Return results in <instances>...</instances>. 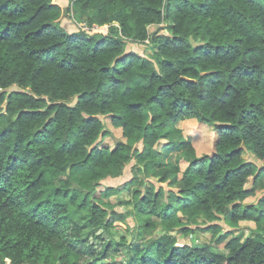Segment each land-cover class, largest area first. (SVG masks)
Segmentation results:
<instances>
[{
    "label": "trees",
    "instance_id": "obj_1",
    "mask_svg": "<svg viewBox=\"0 0 264 264\" xmlns=\"http://www.w3.org/2000/svg\"><path fill=\"white\" fill-rule=\"evenodd\" d=\"M189 118L215 126L210 155L182 137ZM263 173L264 0H0V264H264V195L245 203ZM115 222L131 242L102 239Z\"/></svg>",
    "mask_w": 264,
    "mask_h": 264
},
{
    "label": "rangeland",
    "instance_id": "obj_2",
    "mask_svg": "<svg viewBox=\"0 0 264 264\" xmlns=\"http://www.w3.org/2000/svg\"><path fill=\"white\" fill-rule=\"evenodd\" d=\"M58 2H60L62 5L66 6L67 4H69L70 0H57ZM63 24H66V26L69 28V30L74 31L76 29H78L79 27H82V25L80 26L79 24H77L72 17H67V18H63L62 20ZM165 24H161L160 27H164ZM85 29V26L83 27ZM155 29H157V27H151L149 30L150 32L154 31ZM94 31H105L106 28L102 27V28H95L93 29ZM161 33H168L167 29H162L160 31ZM131 49H135L137 51H139L141 54H146L149 55L151 53V50L143 45V44H139V43H129L127 46V50H131ZM13 89H15V87H13ZM106 128L109 129L110 131V135L106 136L101 145H103L104 143H107L108 145H112V142L116 139H121V130L119 128H114L111 124H110V119L109 117H105L104 119ZM197 121V120H196ZM198 122V121H197ZM186 131V135L189 138L196 154L198 155H210L213 150H214V144L217 138V132L215 129L214 125H210V124H206V123H195L192 126H189ZM166 142V141H161L158 142V144L156 145V148L159 149L162 144ZM173 153V151H172ZM174 155V153H173ZM242 157L246 160H253L257 163L260 164L261 166V162L251 153L249 152H244L242 153ZM166 159V157H165ZM133 162H130L128 165L125 166V169L122 173V176H120L117 179H107L105 181H103V184H100L98 186L99 191H101L103 189V185H119L121 184L123 181H125L126 179L131 177V165ZM263 166V164H262ZM253 178L250 177L247 179L246 182V186L250 187L252 184ZM154 182V180H152ZM259 187L257 188L256 194L254 196H249L245 199V203H252L255 202L259 197H261L262 195H264V173L261 175L260 180H259ZM155 187L157 188L159 185V183L154 182ZM162 186L167 189V186H165V184L163 183ZM122 189V188H121ZM130 196V192L124 190L121 192L120 195L116 196L113 195L109 198V201L114 205V209L117 211H120L122 208V204H121V200L128 198ZM127 223L130 226H134L133 225V221L131 219V217L127 218ZM217 223H220L226 230L229 229L223 221H219ZM252 223V222H251ZM115 227L110 229V231H103L102 232V239L104 241H112V242H118L120 237H125L126 242H131L133 237L130 234L127 225L125 223H121V222H115L114 223ZM252 226L254 225V223L251 224ZM241 228L243 229V234L247 235L251 232L252 228H249L248 225H243L241 226ZM160 231V226L157 228V230L155 231V233L159 234ZM176 238H177V245H183V244H190V243H195V244H200L203 242H207L209 241L210 238V233L204 230H197V232L195 233V240L192 239L193 235L189 234V235H184L182 234L181 231H179L178 229L174 230L172 232ZM88 240L91 244L95 245L96 247H98L99 245H101L102 240L101 239H96L94 238L92 235L88 236ZM126 248V247H123ZM122 250V249H121ZM218 252H227L225 249L223 248H218L217 250ZM126 255L121 253L120 255H118L116 257V260H121L122 262L126 261ZM106 263H110V261H107Z\"/></svg>",
    "mask_w": 264,
    "mask_h": 264
},
{
    "label": "crops",
    "instance_id": "obj_3",
    "mask_svg": "<svg viewBox=\"0 0 264 264\" xmlns=\"http://www.w3.org/2000/svg\"><path fill=\"white\" fill-rule=\"evenodd\" d=\"M195 123H198L195 118H189V119L180 120L177 123L176 126L181 130L182 137L185 138V139H187V135H186V131L185 130H187L189 126H192ZM113 142H112V145H113ZM104 144L105 145H108L107 143H104ZM108 146H110V145H108ZM172 151L173 150L165 151L166 155L164 156V158L166 157V159H165L166 161L174 162L177 159V152L176 151H173V153H174V155H173ZM178 164H179L180 170H184V168L187 165V162L184 159H179L178 160ZM251 222L252 221H246V220L239 221V226L248 225L249 228H252L253 229L255 227V225L252 226L251 224L253 222L252 223Z\"/></svg>",
    "mask_w": 264,
    "mask_h": 264
},
{
    "label": "built area",
    "instance_id": "obj_4",
    "mask_svg": "<svg viewBox=\"0 0 264 264\" xmlns=\"http://www.w3.org/2000/svg\"><path fill=\"white\" fill-rule=\"evenodd\" d=\"M95 28H97V27H93L92 30L95 29ZM85 29H86V30H89V28L86 27V26H85ZM5 264H11V263H10V260L7 259V258H5Z\"/></svg>",
    "mask_w": 264,
    "mask_h": 264
},
{
    "label": "water",
    "instance_id": "obj_5",
    "mask_svg": "<svg viewBox=\"0 0 264 264\" xmlns=\"http://www.w3.org/2000/svg\"><path fill=\"white\" fill-rule=\"evenodd\" d=\"M154 27H157V26H154Z\"/></svg>",
    "mask_w": 264,
    "mask_h": 264
}]
</instances>
